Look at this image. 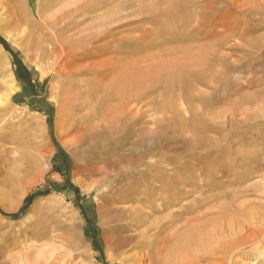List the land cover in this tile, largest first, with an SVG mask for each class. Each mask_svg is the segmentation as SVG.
<instances>
[{
	"label": "rangeland",
	"instance_id": "obj_1",
	"mask_svg": "<svg viewBox=\"0 0 264 264\" xmlns=\"http://www.w3.org/2000/svg\"><path fill=\"white\" fill-rule=\"evenodd\" d=\"M0 2L38 32L81 8L61 35L68 47L81 43L70 57L71 90L60 62L26 46L0 7L8 48L0 43V145L15 151L0 166V264H150L149 252L169 238L174 249L187 240L169 237L173 228L212 206L229 213L234 252L222 259L213 239L201 255L206 264H264V0ZM79 117L88 126L80 143L70 129ZM213 137L252 140L224 157L234 164L217 175L221 187L203 191L189 173L159 165L184 163ZM174 178L186 187L178 190ZM174 195L180 201L167 205ZM188 255L197 256L195 246Z\"/></svg>",
	"mask_w": 264,
	"mask_h": 264
},
{
	"label": "bare ground",
	"instance_id": "obj_2",
	"mask_svg": "<svg viewBox=\"0 0 264 264\" xmlns=\"http://www.w3.org/2000/svg\"><path fill=\"white\" fill-rule=\"evenodd\" d=\"M0 7H1L2 11L4 12L3 15L6 17V20H5L6 24L5 25H7L10 28V30L13 31L14 33H17L18 35H20L21 38H22V41L25 43L26 46H28L31 49H33V51H34V53H36V55H38L39 57H42V59H44V60H46L48 62H50V61L54 62L55 60L60 62L59 66H58V69L60 70L59 74L66 81L65 84H64L67 87L66 89L70 88L72 90V88H71L72 84H71V81L68 78V76L70 74H73V73H70V70H69L70 65H71V63H70L71 62V58L70 57H71L72 54H77L78 52L81 54V43L76 45L75 47L74 46L73 47L72 46L68 47L66 45V42L68 40H64V39L62 40L61 39L62 38L61 35H62V33H64L66 31L67 22L69 21V19L74 14H76L81 8H77V9H75L73 11L65 12V13H63V14H61L59 16H54V17L51 18V20L49 22L47 21L45 26H46L47 30L52 32V36H50L49 39L47 41H45L43 39V36H45L46 33H47L46 29L40 30L39 32H38V29H34V31H29L27 20L25 21L21 17V15L18 14V12L16 10V7H8V5L6 6V4L4 2H0ZM5 21H3V22H5ZM87 46H90V44H88ZM71 67H73V66H71ZM55 70H56V68H55ZM56 72H57V70H56ZM118 89L119 88L117 87V90ZM15 90H16V88L14 86H7L6 87V92L8 94L14 93ZM63 90H64V88H63ZM70 95H72V92H71ZM75 95L77 96V93ZM65 98H66V96L64 97V99ZM68 98H69V96L67 97V99ZM2 100H3V98L0 99V103H1ZM70 100H71V98H70ZM65 107L68 110H70L71 112H75L76 111V108L74 106L68 104V103H67V105ZM126 107H128V105L125 106V108ZM122 108H124V107H122ZM72 116H74V115H72ZM227 123H228L229 126H233V124H237V120L236 119H230V120H228ZM235 126H237V125H235ZM70 129H72L71 133L73 134V136H72L73 139L76 142L80 143L81 141H83V139H84V137L86 135V132L88 130V126H87V124H85V119L79 117L78 119L74 120V122L71 123ZM234 139H237V138H229V137L227 138L226 137L225 139H219V138L217 139V138L213 137L210 140V144H209L210 146H208V147L206 146L207 147L206 150H203L202 153L200 151V154H197V155L193 154L191 156V158L189 160H187V161L185 160L184 163H173L172 161H164V162H161L159 165L160 166L164 165L165 168H169L171 171L179 169V170H181V172H183L184 175L189 173L191 175V177H194V180L198 179V182H197L196 186H198L201 190H202V188L208 187L211 184L215 186L214 189H217V188L222 186L221 184H219L220 178H218L217 175L218 174L221 175V180H222V178L227 174V172H230V170H232L231 166L234 164V161L230 162L229 159L224 158L225 156H228V157L230 156L231 148H233L232 146H234V144H239V143L240 144L248 143V141L252 142L251 139L245 140L242 137H240V139H238L237 141L234 140ZM199 141H201V140H199ZM254 144H255V142H254ZM4 145H0V166L4 165L6 162H8L7 161V157L9 155L14 154V152H15V151L13 152L11 150L6 149L7 146L5 147ZM193 147H195V146H193ZM206 147L204 146V148H206ZM205 153L208 156L206 158V159H208V161H206L207 162V169H208V170L207 169L206 170L208 171V174L204 178H202L201 174H202V172H204L206 167L204 168L203 166H200L199 164L201 163L200 160L204 158V157H201V156L204 155ZM23 158L24 157L21 156L20 160L23 159ZM20 166H22V165H20ZM25 172H26V170H25ZM21 173H22L21 171H18L16 173L17 175L16 176L14 175L15 176L14 178L12 176L13 185H14V181L17 182V180L20 179L18 176H20ZM172 174H174V173L172 172ZM1 175H3V173ZM146 176L147 177L149 176L148 173H147V175H145V177ZM0 178H2V177H0ZM7 178H8V176H7ZM188 178H190V177H188ZM174 180L175 181H174L173 185L175 184V186H178L179 187V188L177 187L178 190H181L180 187L182 189L186 187L177 178H174ZM2 181L4 182V180H2ZM19 182L20 181L18 180V184H20ZM165 183H167V182H165ZM122 184H123V182H122ZM227 186H230V185H227ZM159 187H160V185H159ZM163 187H165V186H163ZM150 188H151V186H150ZM156 189H157L156 187H153V190H156ZM196 189L197 188H195L194 190H196ZM163 190H167V188L166 189L164 188ZM161 191H162V189H161ZM203 191H205V188L203 189ZM135 193H136L135 190L132 189L131 191H129V193H127L128 195L126 194L128 196V198H129L128 199L129 202L134 200V198L136 196ZM170 197H171V195L169 196V198ZM228 197H230L229 196V192H225L222 196H220L219 199L224 201V200H227ZM162 198L165 199L164 195H163ZM200 198H202V197H200ZM205 199H208V198H205ZM155 200H157V199H155ZM166 201H167V199H166ZM177 201H180V197H177V196L174 195L173 198H171L169 200V202H167V205L175 203ZM194 201H196V200H194ZM195 204H196V202H195ZM197 205L198 204H196V206ZM131 210L130 209H125V213L130 216V214H132ZM228 215H229V213L227 212L225 206H219V207H215V206L213 207L212 206V208L210 207V209H207L204 212L203 211L200 212V211H198L197 208H195L194 212H192V215H191L190 219L185 220V222H184V224L182 226H181V224H179L180 227L173 228V230L171 232H169L170 233L169 237H172L173 235L178 236V235H180V232H181V234H184L185 237H187V240L185 241V243H183V244L181 243L182 245H180V247L178 249H174V248H169L168 247V246H170L169 244H171L169 242L170 238L168 239V241H165L164 243L162 242L163 245L160 248L156 249V251H154L152 253L149 252L150 264H203V263L206 264L208 262V259L203 257V256H201V255H202V252L204 250H206V246L209 247L213 243V239L214 240H216V239L218 240L216 253H218V255H221L222 259L230 258L233 255L234 246H233V244L230 243V241H228V238L230 236H232V234L227 235L229 231L231 232V229H230V226H231L230 224L231 223H230V221H228ZM150 222H151V220H150ZM176 225H178V224H176ZM157 226H159V225H157ZM243 229H245V228H243ZM155 230H156V228H155ZM246 234L247 233H245V235ZM248 234L250 236L249 229H248ZM249 236L246 237V240L249 238ZM166 240H167V238H166ZM174 243H172V244H174ZM191 246H195L196 247V254H197V256L193 257L192 260H191V258L188 255L189 248ZM166 247H168V248H166Z\"/></svg>",
	"mask_w": 264,
	"mask_h": 264
},
{
	"label": "trees",
	"instance_id": "obj_3",
	"mask_svg": "<svg viewBox=\"0 0 264 264\" xmlns=\"http://www.w3.org/2000/svg\"><path fill=\"white\" fill-rule=\"evenodd\" d=\"M0 43L3 45V47H5V49H8V48H7V45H6L2 40H0ZM14 63H16V62H14ZM15 76H16V78H17L18 80H21V76H20V74H19L18 71H15ZM74 191L76 192L75 189H74ZM41 195H44V194H40V196H41ZM33 199H34L33 196H29V197H27V198L25 199V201H24V203H23V207H22V209H21V211H20L21 213L24 212V211H25V210L31 205ZM12 217H15V216H12Z\"/></svg>",
	"mask_w": 264,
	"mask_h": 264
}]
</instances>
